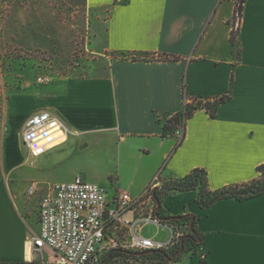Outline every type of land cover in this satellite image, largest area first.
Instances as JSON below:
<instances>
[{
    "label": "crops",
    "instance_id": "obj_1",
    "mask_svg": "<svg viewBox=\"0 0 264 264\" xmlns=\"http://www.w3.org/2000/svg\"><path fill=\"white\" fill-rule=\"evenodd\" d=\"M104 12L93 23V53L112 54L104 73L26 82L4 106L0 127V264H24L30 239L39 234L40 202L50 186L85 180L77 156L99 148L113 163L101 181L114 197L144 196L195 169L207 172L211 191L248 183L264 166V0H245L238 42L230 39L237 0H87ZM127 56L176 57L133 61ZM230 99L215 118L197 111L185 138H163L161 121L177 114L184 96ZM58 119L68 135L51 139L34 156L23 142L27 128ZM56 131L54 135L59 133ZM62 133V132H61ZM88 182L99 181L87 176ZM36 183L37 192L28 196ZM195 192L168 196L169 216L194 215L204 238L201 249L168 264H264V195L224 199L202 210ZM148 206H154L148 199ZM155 227V226H154ZM157 235L167 242L165 227Z\"/></svg>",
    "mask_w": 264,
    "mask_h": 264
},
{
    "label": "built area",
    "instance_id": "obj_2",
    "mask_svg": "<svg viewBox=\"0 0 264 264\" xmlns=\"http://www.w3.org/2000/svg\"><path fill=\"white\" fill-rule=\"evenodd\" d=\"M239 22L235 21L233 30ZM52 78L43 77L38 84L47 85ZM56 131L66 137L68 129L58 119H46L27 128L23 142L34 156L44 154ZM179 139L182 133H176ZM159 183L156 177L148 192L139 198L119 193L110 200L106 189L81 177L71 182L57 183L47 190L40 202L39 234L30 241L31 260L24 264H106L104 259L116 250L132 252L165 251L173 248L182 232L161 223L154 215V206L148 211L150 191ZM33 183L28 196L37 192ZM132 214L133 220L127 219ZM152 225L165 227L170 235L167 242L143 236V229ZM107 264H117L109 262Z\"/></svg>",
    "mask_w": 264,
    "mask_h": 264
},
{
    "label": "rangeland",
    "instance_id": "obj_3",
    "mask_svg": "<svg viewBox=\"0 0 264 264\" xmlns=\"http://www.w3.org/2000/svg\"><path fill=\"white\" fill-rule=\"evenodd\" d=\"M105 17L91 11L87 0H0V127L9 95L26 82L43 77L104 73L114 55L93 53V23ZM85 180L92 177L113 200L114 188L101 181L113 163L104 151L95 148L77 156ZM150 207L145 210L148 211ZM132 214L127 219L132 221ZM147 238L157 235L152 225L143 229ZM129 264H156L154 259L137 258Z\"/></svg>",
    "mask_w": 264,
    "mask_h": 264
},
{
    "label": "trees",
    "instance_id": "obj_4",
    "mask_svg": "<svg viewBox=\"0 0 264 264\" xmlns=\"http://www.w3.org/2000/svg\"><path fill=\"white\" fill-rule=\"evenodd\" d=\"M237 8L235 14V20L240 21L242 17V5L245 0H237ZM239 28L232 31L231 43L233 46L238 42ZM122 59H130L133 61H176V57H168L163 55H150L141 54L127 56L125 54L118 55ZM230 99V95H226L219 98L208 99H189L184 96V106L181 112L173 115L165 116L164 121L160 120L163 128V138H173L176 133L180 131L182 138L178 140L176 148L180 147L186 134L187 122L193 117V115L199 111L204 110L210 118H215L220 105ZM260 177L252 180L248 183L241 185L226 187L222 190L211 191L208 187L207 172L204 169H195L189 175L183 179L171 180L163 183L162 185L153 188L150 191L151 198L154 202V215L163 224L172 226L176 231L182 232V236L179 242L171 249L165 251H152V252H132L125 250H116L109 254L104 262H114L117 264H129L135 262L137 258L142 259H154L156 264H168L169 258L180 253L176 260L177 262L182 255L189 253L190 251H196L201 249L204 245V238L197 229V219L194 215H182V216H169L166 214L162 207L164 199L168 196L195 192L197 194V202L202 210L211 208L215 203L224 199H236L238 201H245L255 197L264 195V166L258 168ZM160 207L159 212L156 215L157 207Z\"/></svg>",
    "mask_w": 264,
    "mask_h": 264
},
{
    "label": "bare ground",
    "instance_id": "obj_5",
    "mask_svg": "<svg viewBox=\"0 0 264 264\" xmlns=\"http://www.w3.org/2000/svg\"><path fill=\"white\" fill-rule=\"evenodd\" d=\"M58 136H62V140L65 138L64 134L61 133V132H59V133H57L56 135L52 136L51 139H55V138L58 137ZM31 258H32V257H31V253H30V245H28V247H27V251H26V261H30Z\"/></svg>",
    "mask_w": 264,
    "mask_h": 264
},
{
    "label": "water",
    "instance_id": "obj_6",
    "mask_svg": "<svg viewBox=\"0 0 264 264\" xmlns=\"http://www.w3.org/2000/svg\"><path fill=\"white\" fill-rule=\"evenodd\" d=\"M159 210H160V207L158 206V207H157V210H156V215H157V213L159 212ZM180 253H182V251H181ZM180 253H178V254H176L175 256L169 258L170 262L173 263V262L176 260V258L178 257V255H179Z\"/></svg>",
    "mask_w": 264,
    "mask_h": 264
}]
</instances>
